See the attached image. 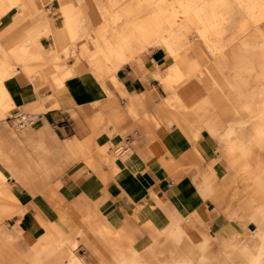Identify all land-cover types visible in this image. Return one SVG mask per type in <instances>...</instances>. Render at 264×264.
I'll use <instances>...</instances> for the list:
<instances>
[{"label":"bare ground","instance_id":"bare-ground-1","mask_svg":"<svg viewBox=\"0 0 264 264\" xmlns=\"http://www.w3.org/2000/svg\"><path fill=\"white\" fill-rule=\"evenodd\" d=\"M47 1L0 0V264H264V0H56L61 17L51 56L37 33H25L29 15ZM11 9L17 11L7 20ZM148 50L170 59L159 67L153 58L151 66L165 95L153 101L141 93L120 107L104 81L117 85L126 63L142 71ZM84 71L104 96L93 101L95 130L77 142L80 150L59 157L22 138L31 118L11 112L7 84L14 76L39 72L59 90ZM17 114L24 121L16 119L19 134L4 124ZM108 123L112 132L137 127L150 144L172 129L193 142L204 129L217 142L224 172L217 176L211 163L197 169L191 212L167 209L154 189L151 201L133 196L108 158ZM102 133L104 140L96 138ZM116 145L126 163L124 142ZM192 156L202 160L195 147ZM66 162L84 163L99 188L113 181L131 198L132 212L106 214L91 198L94 185L60 192ZM8 179L26 190L28 203L14 196ZM237 222L252 230L241 233Z\"/></svg>","mask_w":264,"mask_h":264},{"label":"crops","instance_id":"crops-1","mask_svg":"<svg viewBox=\"0 0 264 264\" xmlns=\"http://www.w3.org/2000/svg\"><path fill=\"white\" fill-rule=\"evenodd\" d=\"M50 1L45 2L38 13L29 15L28 26L25 29L27 35L35 33L39 35L38 42L47 56L52 54L53 34L61 17L59 3L56 0L57 7L52 5L55 11L46 10L45 5ZM15 11L17 9H11L7 12L6 19L12 20ZM146 53V51L141 53L142 71H137L134 66L126 63L117 71L116 76L119 82L117 85L108 79L104 81L106 87L112 92L110 99L114 98L120 107L133 103L132 98L141 95V93H148L153 101L159 100L160 96L164 94L151 71L153 58L160 65H167V63H162L165 61L164 56L155 50ZM67 63H71V59ZM14 79L7 84L10 96L15 107L23 109L22 113L28 114L31 118V121L24 126L22 138L26 137L34 142H41L44 147H49L50 153L59 157L70 149L80 150L77 142L82 141L95 130V126L91 123V117L98 110V106L94 105L93 101L104 96L101 83L95 76L89 71L74 73L65 79L64 88L59 90L53 88L45 76L39 72L31 78L21 74L15 75ZM93 85L94 87H92ZM35 108L38 109L36 113L34 112ZM129 120L132 121V119ZM15 121L13 116H7V123L10 128ZM9 127L7 129H10ZM104 129L110 132V138H108L112 142L107 150L108 158H113L118 165L125 183L131 186L132 195L151 201L149 189H154L159 199L169 210L191 212L194 209V202L190 194L196 190V185L193 184H195V179L199 178L198 175H195L198 168L211 163L217 176H221L224 172V164L217 159L220 154L217 142L204 129L193 141L194 143L188 141L176 129H172L165 137L151 141V144L150 141L139 138L137 127L123 133L112 132V125L108 123L104 125ZM16 133L19 134L18 131ZM105 137L106 134L102 133L96 138L104 140ZM181 140L182 143H180ZM122 142H124L122 151L126 154V163L120 160L119 155L113 149L114 145ZM193 147L199 151L202 159L195 161L196 163L192 156ZM179 157L183 165H180ZM66 164L65 167L70 169L67 170L66 174L64 172L60 176L61 184L58 187L60 192L69 191L73 187L86 189L90 188V185H94L91 187V198L103 206L105 213L108 211L106 214L110 215L119 211L132 212L133 202L131 198L123 190L117 188L113 181H108L103 189L99 188L98 182L94 181L92 184L89 182L92 175L89 174L90 172L84 163H76L77 165L74 164L73 166L67 162ZM104 168L107 169V166L104 165ZM6 185L9 187L11 184ZM13 193L24 203H28L31 199L28 193L26 197L18 193L16 189L13 190ZM43 207L46 208L47 206L43 204ZM25 231L32 235L30 230Z\"/></svg>","mask_w":264,"mask_h":264},{"label":"rangeland","instance_id":"rangeland-1","mask_svg":"<svg viewBox=\"0 0 264 264\" xmlns=\"http://www.w3.org/2000/svg\"><path fill=\"white\" fill-rule=\"evenodd\" d=\"M52 5L54 6H56L57 7V3H56V1L55 0H51L50 2H48L46 5H45V8H46V10H49V11H55L53 8H52ZM42 8H44V7H42ZM59 11H60V9H59ZM152 51H154V50H152ZM152 51H146L147 53L148 52H152ZM155 51H157V50H155ZM160 50H158L157 52H159ZM146 53V54H147ZM160 53L164 56L163 58H164V60L165 61H163L162 63L163 64H168V63H170V59L168 58V57H166L165 55H164V53L163 52H161L160 51ZM160 65V64H159ZM161 87V86H160ZM162 88V87H161ZM162 90H163V88H162ZM163 92H164V94L163 95H165V91L163 90ZM163 95H161L160 97H162ZM11 112H15V113H17V112H23V109H20V108H17V107H15L14 108V110H12ZM15 119H17V118H15ZM7 127H9V124L8 123H4ZM11 127L12 128H10L11 130H15L16 132L18 131V130H16V129H18L17 128V124H16V121L14 122V123H12V125H11ZM115 147L117 148L118 146L116 145V146H113V148L115 149ZM121 150V149H120ZM120 150H118V151H120ZM67 173V171L65 172V174ZM64 174V175H65ZM11 184L17 191H18V193H21V194H23L25 197L28 195L27 194V192L20 186V185H18V184H16L12 179H8L7 181H6V183H5V185L6 184ZM208 205L210 206V204L208 203ZM46 210H48L47 208H45ZM48 212H50L49 214L51 215V216H53V214H52V212L50 211V210H48ZM235 227H236V229L237 230H239L241 233H243V234H245V233H247L248 232V228L249 229H251L252 230V227H251V225L249 224V223H247V222H245V223H242V222H237V223H235ZM239 227V228H238ZM32 236V235H31ZM79 249H80V253L81 254H83L84 253V250L81 248V246H79L78 247Z\"/></svg>","mask_w":264,"mask_h":264},{"label":"built area","instance_id":"built-area-1","mask_svg":"<svg viewBox=\"0 0 264 264\" xmlns=\"http://www.w3.org/2000/svg\"><path fill=\"white\" fill-rule=\"evenodd\" d=\"M15 117H16L17 119H20L22 122H24V121H23V117H22L20 114H17L16 116H14V118H15Z\"/></svg>","mask_w":264,"mask_h":264}]
</instances>
